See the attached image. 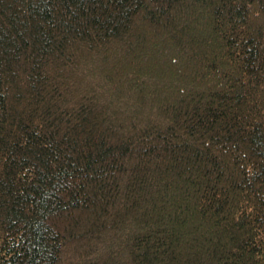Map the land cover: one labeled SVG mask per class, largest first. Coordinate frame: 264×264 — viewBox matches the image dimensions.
<instances>
[{
    "label": "trees",
    "instance_id": "obj_1",
    "mask_svg": "<svg viewBox=\"0 0 264 264\" xmlns=\"http://www.w3.org/2000/svg\"><path fill=\"white\" fill-rule=\"evenodd\" d=\"M0 264H264V0H0Z\"/></svg>",
    "mask_w": 264,
    "mask_h": 264
}]
</instances>
